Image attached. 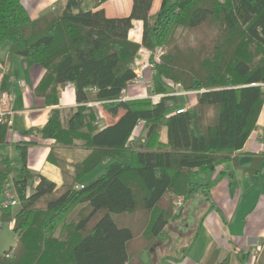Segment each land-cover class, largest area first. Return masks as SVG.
<instances>
[{
  "label": "trees",
  "instance_id": "obj_1",
  "mask_svg": "<svg viewBox=\"0 0 264 264\" xmlns=\"http://www.w3.org/2000/svg\"><path fill=\"white\" fill-rule=\"evenodd\" d=\"M153 2L132 0L128 15L108 17L102 8L83 9L82 0H63L32 18L22 0H0V46L45 68L41 83L54 89L71 83L81 104L98 101L109 109L124 102L101 129L83 105L63 111L62 118L53 113L40 129L43 138L61 145L80 139L88 149L71 169L48 154L62 166L59 187L39 174L28 193L33 173L26 144L17 145L15 158L0 157V232L12 222L17 234L15 246L0 251V264L130 261L183 218L185 203L204 209L199 203L209 201L210 188L223 174L217 166L255 128L264 102V0H160L151 13ZM133 20L142 21L140 42L128 38ZM157 44L166 48L154 64L155 90L179 84L197 91L196 102L183 112L167 111L175 95L155 104L146 97L121 100L139 46ZM139 124L146 133L138 144L130 137ZM6 130L0 124V143ZM105 159L111 161L104 172L82 183ZM6 187L14 206L2 200ZM179 195L183 201L175 212ZM215 252L201 264H228L227 258L215 260Z\"/></svg>",
  "mask_w": 264,
  "mask_h": 264
},
{
  "label": "crops",
  "instance_id": "obj_2",
  "mask_svg": "<svg viewBox=\"0 0 264 264\" xmlns=\"http://www.w3.org/2000/svg\"><path fill=\"white\" fill-rule=\"evenodd\" d=\"M63 0H22L32 18L52 10ZM95 0H82L83 9L102 8L108 17H121L130 13L132 0H105L95 6ZM151 13L155 12L160 0ZM142 21L133 20L128 38L140 42ZM45 68L33 63L24 56L10 53L0 46V93L10 95L9 105L17 111L13 115V124L5 132L4 142L0 143V157L15 158L17 145H27V164L33 177L28 180V193L33 192L37 175H43L59 187L63 183L62 166L48 159V154L60 158L66 169L71 163L81 160L88 149L74 140L73 145H61L53 138H43L40 129L55 112L74 109L80 105L92 110L97 128L101 129L114 121L124 107V102L106 109L98 101L78 103L71 83L52 88L43 84ZM166 92L173 88L166 87ZM148 91L141 84H129L123 94L124 101L146 97ZM170 95V94H168ZM197 100V93L176 96L175 102L168 101V113L177 108L189 107ZM146 130L137 125L131 134V141L142 143ZM160 139H167L166 128L160 130ZM110 159L89 172L82 183L89 182L104 172ZM222 171L219 181L209 190L210 199L204 203L203 216L194 222L183 223L178 231L155 238L151 248L142 249L128 264H201L215 252V260L227 258L228 264H264V102L257 117L255 128L247 137L242 148L235 151L231 158L217 166ZM196 205L193 206V209ZM193 212H197L194 209ZM200 219V221H199ZM179 219V222H181ZM11 230L12 222H5ZM182 224V223H181ZM2 229L0 232V251L2 248ZM184 231V232H183ZM170 234V235H169ZM186 237L188 240L186 242ZM193 240H192V239ZM192 240V241H190ZM17 241L13 232L12 249ZM184 254L179 248L190 243ZM174 248V249H173ZM177 248V250H176ZM7 249V250H9ZM173 249V250H172Z\"/></svg>",
  "mask_w": 264,
  "mask_h": 264
},
{
  "label": "built area",
  "instance_id": "obj_3",
  "mask_svg": "<svg viewBox=\"0 0 264 264\" xmlns=\"http://www.w3.org/2000/svg\"><path fill=\"white\" fill-rule=\"evenodd\" d=\"M164 52V47L162 45L156 46L154 48H148L146 46L140 45L131 64L133 71V78L129 82V84H141L147 89L148 93L146 98H148L151 103H158L162 97L170 94L175 96L187 95L189 93H197V91H188L183 88L179 84H175L173 91L167 92H157L155 90L154 85V64L160 59L161 55ZM264 87V83L261 84ZM125 89L121 91V100H124L123 94ZM10 95L6 92L0 93V124L5 125L8 129L12 127L13 124V115L17 113L15 109H13L9 105ZM186 107H180L175 110L176 113L183 112ZM82 186V185H79ZM78 187V185H76ZM2 200L4 203H9L10 205H15L16 201L12 197L11 191L6 187L4 194L2 196ZM183 197H178L176 200L177 206L182 204ZM124 264H128L125 262Z\"/></svg>",
  "mask_w": 264,
  "mask_h": 264
},
{
  "label": "rangeland",
  "instance_id": "obj_4",
  "mask_svg": "<svg viewBox=\"0 0 264 264\" xmlns=\"http://www.w3.org/2000/svg\"><path fill=\"white\" fill-rule=\"evenodd\" d=\"M213 29V28H212ZM160 45H162L163 47H164V51H165V45H163V44H157V45H155L154 47H156V46H160ZM154 47H152V48H154ZM164 53V52H163ZM154 78V77H153ZM154 80V79H153ZM171 102H175V100H170V103ZM81 185V184H80ZM79 186V185H78ZM9 191H11V190H9ZM12 193V192H11ZM182 195H179L178 197H181ZM178 197L176 198V200L178 199ZM183 197V196H182ZM176 200L174 201V207H173V211H175V212H177V211H179V208H180V206H177V204H176ZM196 204H197V202H196ZM199 205H200V207H204V205H203V202L202 203H199ZM14 206V205H13ZM193 206H194V204H192L191 202H187V203H185V205L183 206V208L182 209H180L181 211H182V213H181V217H183L182 218V220H180L181 222H179V219H176L175 221L173 220L170 224H168V226H167V233H172L174 230H176V231H178L179 230V228L180 227H183V225L185 224V223H188V219L190 218L191 220H190V222L191 223H193L194 222V219L196 218V219H198L201 215H202V213H203V210L204 209H202V208H200V209H197L198 211L195 213V212H193ZM196 216L194 219H193V216ZM182 223V224H181ZM184 223V224H183ZM184 232V231H183ZM170 235V234H169ZM1 240H2V242H1V244H2V248H5L6 250L7 249H9V247H10V245H12L13 244V231L12 230H10L9 228H8V224L7 223H3V229H2V236H1ZM187 240H188V237H186V242H187Z\"/></svg>",
  "mask_w": 264,
  "mask_h": 264
}]
</instances>
